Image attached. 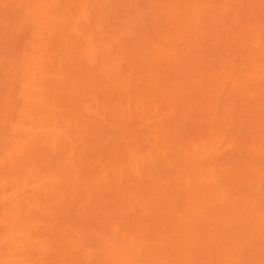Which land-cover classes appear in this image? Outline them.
I'll use <instances>...</instances> for the list:
<instances>
[{
	"label": "bare ground",
	"instance_id": "obj_1",
	"mask_svg": "<svg viewBox=\"0 0 264 264\" xmlns=\"http://www.w3.org/2000/svg\"><path fill=\"white\" fill-rule=\"evenodd\" d=\"M0 264H264V0H0Z\"/></svg>",
	"mask_w": 264,
	"mask_h": 264
}]
</instances>
